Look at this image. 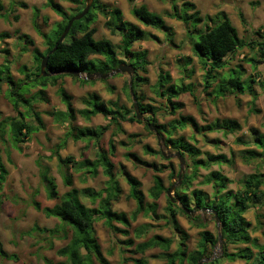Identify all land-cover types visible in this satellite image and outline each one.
Returning a JSON list of instances; mask_svg holds the SVG:
<instances>
[{
  "label": "trees",
  "instance_id": "1",
  "mask_svg": "<svg viewBox=\"0 0 264 264\" xmlns=\"http://www.w3.org/2000/svg\"><path fill=\"white\" fill-rule=\"evenodd\" d=\"M66 1L72 3L75 8L68 10L55 0H47V7L51 8L61 20L55 24L54 29L50 32L51 34H43L46 49L44 51L35 49L34 72H24L21 69L25 77L23 80L15 82L10 71L9 51L7 49L0 50V53L5 55L4 63L0 67V84L3 80L9 83L8 97L17 113L16 116L1 118L0 112L1 142H10L14 147H19V143L31 139L33 135L44 129L41 114L35 111L34 108L36 102L32 98L34 95L28 96L20 92L26 83H32L34 84V88H39L38 92H40V95L38 98H35L36 100L41 99V101L46 102L47 98L44 89L49 85H57L58 80L65 76H71L84 84L94 82L72 74L60 73L61 71H78L82 74L109 73L116 69L119 64L125 62V58L134 55V43L148 38L146 37V31L140 27L131 24V27L128 29L124 27L126 22L120 8L110 7L102 0H94L88 14L73 23L67 37L58 45L57 50L50 55L47 70L52 75L48 77L40 76L42 59L54 48L70 19L82 12L86 5V0ZM159 1L171 5V11L165 13L167 17L182 21L185 24L193 52L199 58L205 72V89L208 90L212 87L213 82L217 78H220L222 83L219 86L222 96H225L227 92L238 95L249 94L252 97V104H254L259 96L254 89V84L258 83L264 92V80H257L256 76L244 79L242 67L230 68L224 73L223 71L227 69L228 56L244 48L259 56V60L254 57L245 60L252 63L255 69L257 64L264 63V28L259 29L254 37L244 40L239 36L237 28L224 12H219L215 17H202L196 5L190 1ZM179 1H181V4H179ZM20 6L23 8L28 7L24 2L20 3ZM2 9L3 5L0 2V10ZM71 11H74L73 14H71ZM131 11L134 17L147 27L165 31L170 30L166 25L164 16L150 11L144 4L139 6L133 5ZM98 13L107 19L105 26L111 34H120L121 41L119 44H114L107 38H95L97 28L93 27V24L97 22ZM38 16L39 9L34 8L33 21L36 29ZM15 19L19 20V17L16 16ZM43 20L45 23H48L50 18L45 16ZM202 24H204V27H200ZM148 34L151 35L150 33ZM52 35L54 37L50 38ZM8 37L9 35L6 33L0 34V40ZM68 37L71 38L69 41H67ZM19 38L25 40L30 45H34V41L30 36L22 35ZM27 49V47H24L22 51L25 52ZM135 55H139L141 58H138L132 65L136 70H142V72L147 73V66L149 65L147 60L148 52L143 50L137 52ZM93 59H98V63H95ZM191 63L192 60L190 58H185V69ZM192 73L193 71L191 70L188 76L191 77ZM256 75H259V73H256ZM148 81L147 77L139 73H136L132 77L133 90L138 101L141 100L139 102L140 111L143 114H152L146 118L147 120L138 119L133 106L128 107L125 104L121 105L117 102H112L109 106L97 93L89 94L84 100L86 107L76 110L73 106L72 96L62 86L58 88L57 93L66 106V110L53 113V115H56L59 120L61 119V122L68 123L69 125V132L66 138L56 146L54 151L59 166L81 173L83 182L88 177H97L100 169L108 180L106 187L102 190L96 191L89 187L82 190L73 188L59 197L55 178L50 175L47 168H43L41 178L47 185L48 198H59L60 202L53 207L44 208H41L38 202H34V206L37 210L41 209L48 218H56L59 224L52 229H39L35 227L34 230L48 233L50 247L53 246L52 241L54 239L69 240L68 244L57 250V254L65 259L61 264H109L98 241L95 223L98 220H103L109 229L128 237L132 221H135L143 213L157 220L165 219L166 226L172 228L178 235L177 249L171 252V247L174 243L173 238L154 235L140 243H136L133 238L121 242V244L127 246L126 250L129 247L135 246L134 253L143 255L148 250L160 248L163 251L162 254L155 257L164 258L166 260L165 264H184L185 262L188 264H200V262L202 264H223L224 260L232 262L242 260L245 264H264V244H260L256 238L252 237L250 232L251 223L245 217L250 206L264 205V192L262 190L264 186V172L257 170L254 173L246 175L242 179L241 188L233 191L228 188L232 182L231 180L221 174L220 171H211L201 184L212 185L214 190L212 196L206 194L202 189H192L194 181L199 178L201 169H209L213 165H231L234 160L225 154H211L208 151H203L195 144L186 140L185 137H177L176 134L178 131L190 127L194 132L202 136H206L210 132H222L226 135L239 131L241 125L235 120L225 119L200 126L193 116L184 115L166 124H159L158 108H155L151 104H144L142 102L144 99L138 95L136 90L137 86H140L141 83L147 84ZM111 89L113 88L111 87ZM127 90L130 91L129 82L127 83ZM29 93L30 91H28ZM156 93L166 99L171 114H175L183 107V104L176 102L175 99L185 93L194 94L191 84H184L182 82L179 85L173 83L170 74L163 71L156 84ZM21 109H24V111H21ZM251 110L258 112L254 107ZM77 114L85 120L102 115L108 120V124L98 126L97 128L75 126L73 123L77 120ZM29 118H34L35 123H30L28 121ZM151 120H154V127L160 134V141H163L167 147H172L179 151L185 160L188 161L186 163L190 173L186 172L184 174L182 184L176 189L178 202H173L168 198L166 214L159 215L157 212V201L170 187H167L163 178L156 174L153 186L148 191V196L153 202H147L146 195L141 188V181L122 167V177H124L130 188L129 198L136 202V209L128 216L126 212H118L113 208L123 193L119 175L115 170L116 165L111 159L116 152L114 140L110 141L108 150L100 148L96 153V158L93 160L86 158L78 161L73 156L63 158L59 154V150L66 146L68 136L74 141H86L87 145H89L93 141L99 142L110 127L113 128L112 135L117 136L118 134L126 133L122 126L123 123L137 122L143 124L145 121L150 122ZM145 128L149 131L148 123L145 124ZM251 132L254 135L251 142L238 139L244 145L254 146L244 152V161L246 163L260 161L264 164V134L259 133L258 130L253 128ZM136 137H138L137 134L129 136V139H132L130 145L137 142L135 140ZM144 149L147 154L163 157L161 150H154L149 145H146ZM125 156L135 166L152 169L156 173L163 172L164 169L169 167L171 169L170 179H178L179 171H176L172 165L158 166L155 163L142 159L137 153L131 151H128ZM7 174L8 171L0 157V184L6 180ZM63 178L66 186L72 185L71 175H65ZM81 197L87 198L92 207H88L83 203ZM183 207L190 211L196 210V213H209L216 224V234L208 230L200 232L201 238L197 249L194 251L188 250L187 241L189 236L183 230L178 219L179 215H188ZM188 216L191 217V215ZM217 218H219L218 223L216 222ZM193 221L198 228L205 229L207 227L205 218L200 215L193 217ZM118 225H121L123 228ZM150 228H152L151 224L142 225L135 231V236L142 238ZM220 235L222 237V255L221 257H215L212 252L217 245H220ZM234 244H245L246 247L238 248L232 252L229 251V246ZM0 256L11 259L16 258L4 250L1 242ZM124 261H132L134 264H149L148 259L144 257H131L124 259Z\"/></svg>",
  "mask_w": 264,
  "mask_h": 264
},
{
  "label": "rangeland",
  "instance_id": "2",
  "mask_svg": "<svg viewBox=\"0 0 264 264\" xmlns=\"http://www.w3.org/2000/svg\"><path fill=\"white\" fill-rule=\"evenodd\" d=\"M55 1L68 10L75 8L72 3L66 0ZM102 1L110 7H118L122 10L124 21L126 22L124 27L126 29L134 25L142 28L147 33L146 37L148 38L134 43V55L125 58L124 61L127 64H132L138 58H141L139 55H135L137 52L143 50L148 52L147 60L149 65L147 66V73L142 72V70H136L135 74L139 73L147 77L149 81L147 84L141 83L140 86L136 87V90L138 95L144 99L142 101L144 104H151L155 108H158L159 124H166L184 115L193 116L200 126L225 119L235 120L241 125L239 131L226 135L222 132H210L206 136H202L194 132L190 127L176 133L177 137H185L186 140L195 144L203 151H208L211 154H225L234 160L231 165H213L209 169H201L199 178L194 181L192 189H202L206 194L212 196L214 192L212 185L201 184L211 171H220L221 174L231 180L232 182L228 188L233 191L241 188L242 179L246 175L254 173L257 170L264 172V164L260 161L249 163L244 161V152L254 146H247L238 141L240 138L251 142L254 136L251 132L252 128L264 134V92L260 85L258 83L254 84V89L259 95L254 104H252V97L249 94L238 95L227 92L225 96H222L219 86L222 83L220 78H217L208 90L205 89V72L199 58L193 52L185 24L182 21L171 19L165 15L166 12L171 11L169 3L160 2L159 0ZM187 1L196 5L202 17H215L219 12H224L237 28L239 36L244 40L254 37L259 29L264 28V0ZM0 2L3 5V9L0 10V34L6 33L9 35L8 38L0 40V50L7 49L9 51L8 59L11 64V76L17 82L23 80L25 77L21 69L24 72L32 73L35 71L34 51L35 49L40 51L46 49L43 34L50 33L61 18L51 8L47 7V0H0ZM22 2L26 3L28 7H21L20 3ZM142 4L146 5L150 11L164 16L166 25L170 30H158L141 24L134 17L131 9L133 5L139 6ZM179 4H181V1H179ZM34 8L39 9V16L36 21L37 29L33 21ZM71 12L73 14L74 11ZM16 16L19 17V20L15 19ZM45 16L50 18L48 23H45L43 20ZM106 20L103 15L98 13L97 22L93 24V27L97 28L95 38H107L114 44H119L121 41L120 34H111L105 26ZM200 27H204V24L200 25ZM22 35L30 36L34 41V45L21 40L19 37ZM52 37L54 36H50V38ZM70 39L68 37L67 41ZM24 47L28 48L25 52L22 51ZM4 56L3 53H0V67L4 63ZM253 57L259 60V56L247 48L238 50L236 53L228 56L227 69L223 73L230 68L242 67L244 79L256 76L257 80H264V63L257 64L255 69L252 63L245 61L247 58ZM185 58L192 60V63L186 69L184 66ZM93 60L95 63H98V59ZM191 70L193 73L189 77L188 75ZM162 71L170 74L173 83L181 85L184 82V84H191L193 86V95L185 93L175 99L176 102L183 104V107L175 114H171L166 99L156 93V84ZM256 73H259V75H256ZM89 81L94 82L84 84L71 76H65L58 80L57 85H49L44 89L47 98L46 102L41 101V99H35L39 97L40 92H38L39 88H34V84L32 83H26L20 91L23 92L22 94H27L28 96L34 95L32 97L36 101L34 108L35 111L41 114L44 129L33 135L31 139L19 143V147H14L10 142L0 141V157L8 171L6 180L0 184V242L9 255L16 257L15 259H11L0 256V264H61L65 261L63 257L57 254V250L68 244L69 240L54 239L52 241L53 246L50 247L48 233L34 230L35 227L39 229H52L59 224L56 218H48L41 209L37 210L34 206V202H38L41 208L53 207L60 202L59 198H48L47 185L41 178L43 168H47L50 175L55 178L59 197L73 188L82 190L89 187L99 191L106 187L108 178L102 173L101 169L97 177H88L83 182L81 173L59 166L54 152L56 146L66 138L69 132L68 123L61 122V119L59 120L56 115H53V113L66 110V106L57 93L60 86L72 96L73 106L76 110L86 107L84 100L91 93H97L109 106L112 102H117L121 105L125 104L128 107L133 106L130 91L127 90V83L130 81L128 74L120 73L113 77L105 79L94 78ZM8 89L9 83L3 80L0 84L1 118L12 117L17 114L8 97ZM28 91H30L29 94ZM138 102H141V100ZM252 107L258 110V112L252 111ZM21 111H24V109H21ZM148 116L149 114H145L143 120H147ZM28 121L35 123L34 118H29ZM146 123L147 121L143 124L137 122L123 123L122 126L126 133H121L117 136L112 135L113 128L110 127L99 142L93 141L89 145H87L86 141H74L68 136L66 146L59 150V154L63 158L73 156L78 161L86 158L93 160L96 158V153L100 148L108 150L110 141L114 140L116 152L111 159L116 165L115 170L119 175L123 193L113 208L118 212H126L128 216L136 209V202L129 198L130 188L124 177H122V167L141 181V188L146 195L147 202H153L148 196V191L153 186L156 174L163 178L167 187L178 181L177 178L170 179L171 169L169 167L164 169L163 172L156 173L152 169L137 167L126 158L127 152L131 151L137 153L148 162L155 163L158 166L172 165L176 171H179V161L176 157L166 159L164 156L151 155L145 152L144 147L146 145L151 146L154 150L162 149L166 154L177 151L172 147H167L163 141L157 140L154 132L150 133L151 131L149 130V132L145 128ZM73 124L79 127L97 128L98 126L107 125L108 120L102 115L85 120L77 114V120ZM134 134L138 135L135 138L137 142L130 145L132 139H129V136ZM184 170L185 173H190L187 163ZM65 175H71V186L64 184L63 177ZM262 190L264 192V186ZM81 199L88 207H92L87 198L81 197ZM157 203L158 214H166V207L168 205L167 194L164 193ZM197 215L205 218V222H207L205 229L198 228L195 225L193 217ZM245 217L251 223L250 232L252 237L256 238L260 244H264V205L250 206ZM178 219L183 230L189 236L187 241L189 251L197 249L201 238V231L208 230L216 234V224L209 213L197 212L191 217L179 215ZM144 224H151L152 228H150L145 236L137 238L135 231ZM94 226L102 252L109 264H134L132 261H124V259L131 257H144L148 259L149 264H165L166 260L164 258L155 257L162 254L163 251L160 248L148 250L142 255L134 253L135 246L129 247L126 250L127 246L121 244V242L133 238L136 243H140L154 235H160L165 238L174 239L171 247V252H174L177 249L179 240L176 232L166 226L165 219L157 220L143 213L135 221H132L128 237L109 229L103 220H98ZM118 226L123 228L121 225ZM243 247H246V245L234 244L229 246V251L232 252ZM254 250L256 251V249ZM212 253H214L215 257H221L222 248H220V245H217ZM184 264L188 263L185 262ZM223 264L245 263L242 260L234 262L224 260Z\"/></svg>",
  "mask_w": 264,
  "mask_h": 264
},
{
  "label": "water",
  "instance_id": "3",
  "mask_svg": "<svg viewBox=\"0 0 264 264\" xmlns=\"http://www.w3.org/2000/svg\"><path fill=\"white\" fill-rule=\"evenodd\" d=\"M94 0H86V5L85 8L82 10V12H80L79 14L73 16L70 21L68 22L65 30L63 31L62 35L60 36L59 40L56 42L54 48L42 59L41 61V65H40V76L43 77H48L50 75H52L51 72H48L47 70V64H48V60L49 57L52 53H54L57 50L58 45L64 41V39L67 37V35L69 34V31L73 25V23L75 21H78L80 19H82L84 16H86L93 4ZM136 72L135 67L132 64H127L125 62L119 64V66L112 70L109 73L106 74H99V73H95V74H82L78 71H61L60 73H66V74H72L74 76H77L79 78H84L87 80H93L94 78H101V79H105L108 77H113L115 75H118L120 73H126L129 75L130 77V81H129V87H130V94L132 97V102H133V109L135 111V114L137 116L138 119L143 120V117L145 114H143L140 111V106H139V102L138 99L135 95V92L133 90V85H132V77L134 76ZM149 115H152L151 113H149ZM148 128L151 132H154V134L156 135L157 140L160 141V134L158 132V130L154 127V120H151L148 123ZM161 153L164 156V158L166 159H170V158H174L176 157L179 161V174H178V181L175 184H172L170 186V188L167 190L166 194L168 196V198L173 201V202H178L177 196H176V189L177 187H179L182 184L183 181V177L185 174V158L181 155V153L179 151H176L175 153L170 152L168 154L165 153L164 150L161 149ZM184 211L186 212V214L194 216L196 214V210H188L187 208L183 207ZM216 222H219V218L216 219ZM222 247V237L220 235V248ZM200 264H202V262H200Z\"/></svg>",
  "mask_w": 264,
  "mask_h": 264
},
{
  "label": "flooded vegetation",
  "instance_id": "4",
  "mask_svg": "<svg viewBox=\"0 0 264 264\" xmlns=\"http://www.w3.org/2000/svg\"><path fill=\"white\" fill-rule=\"evenodd\" d=\"M147 123H149V122H147Z\"/></svg>",
  "mask_w": 264,
  "mask_h": 264
},
{
  "label": "crops",
  "instance_id": "5",
  "mask_svg": "<svg viewBox=\"0 0 264 264\" xmlns=\"http://www.w3.org/2000/svg\"><path fill=\"white\" fill-rule=\"evenodd\" d=\"M92 119V118H91Z\"/></svg>",
  "mask_w": 264,
  "mask_h": 264
}]
</instances>
